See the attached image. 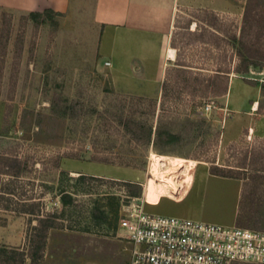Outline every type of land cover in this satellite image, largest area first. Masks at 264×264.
<instances>
[{"label":"rangeland","instance_id":"rangeland-1","mask_svg":"<svg viewBox=\"0 0 264 264\" xmlns=\"http://www.w3.org/2000/svg\"><path fill=\"white\" fill-rule=\"evenodd\" d=\"M245 1L225 0V11H177L175 61L189 69L166 65L163 77L146 86L89 62L92 49L77 18L43 9L36 21L29 11L0 6V264L29 262L20 249L36 220L16 210L22 200L38 214L52 212L57 223L31 264L126 260L129 244L117 220L143 188L147 212L230 225L236 206L235 224L264 229V134L245 129L236 146L222 145L225 76L213 73L220 67L226 80L232 73L257 81L264 94V42L248 51L254 59L240 56L230 39L239 34ZM244 62L247 71H235ZM157 127L176 140L153 143ZM170 164L177 169L168 179L153 173ZM193 175L188 192L171 195ZM226 176L239 179L238 196ZM164 193L171 194L159 198Z\"/></svg>","mask_w":264,"mask_h":264},{"label":"crops","instance_id":"crops-1","mask_svg":"<svg viewBox=\"0 0 264 264\" xmlns=\"http://www.w3.org/2000/svg\"><path fill=\"white\" fill-rule=\"evenodd\" d=\"M224 1L0 0V6L17 12L50 9L66 17L77 18L79 31L87 37L92 49L89 62L98 69L106 68L113 78L132 79L136 85L146 86L163 77L166 65H176L177 48L171 44V36L177 11L188 7L225 11ZM84 12L86 20L82 19ZM83 22L85 27H81ZM260 87L257 81L229 74L225 91L219 96V106L224 111L219 141L225 147L236 143L245 129L249 134H264V107L261 106L264 94ZM226 177L236 182L238 196L239 179ZM193 180L194 175L185 189L175 194L164 193L159 198L166 194L177 196L186 190L188 192ZM144 196L143 188L142 199ZM236 211L234 206L231 224L235 223Z\"/></svg>","mask_w":264,"mask_h":264},{"label":"built area","instance_id":"built-area-1","mask_svg":"<svg viewBox=\"0 0 264 264\" xmlns=\"http://www.w3.org/2000/svg\"><path fill=\"white\" fill-rule=\"evenodd\" d=\"M142 203L133 196L122 206L117 227L128 257L107 264H264V229L147 212Z\"/></svg>","mask_w":264,"mask_h":264},{"label":"trees","instance_id":"trees-1","mask_svg":"<svg viewBox=\"0 0 264 264\" xmlns=\"http://www.w3.org/2000/svg\"><path fill=\"white\" fill-rule=\"evenodd\" d=\"M28 14L36 21H39V18L37 17L40 14L39 11H29ZM196 31L197 30L192 29L189 30L188 32L195 33ZM199 33L201 34L200 31L198 32V35ZM230 36H231L230 39L232 45L235 47L237 53H239L240 56L247 53V55L253 57L254 59L258 58L257 56H255L256 54L255 55L248 54V51L250 49L257 51L258 50L257 44L260 41L264 42V0L245 1L241 14V25H240L239 34L236 35L235 33H233ZM247 37L251 42H247L246 40ZM171 44L176 47L175 43L172 40H171ZM175 63L178 64L177 70L188 71L187 69L189 68H187L186 66H189L190 64L184 62H177V61H175ZM252 64L254 66H260L258 62H252ZM227 71L228 70L222 69L220 67L214 68V72H213L214 76H220V77L223 75L225 76V83L221 93L224 92L226 88ZM235 71H239V72L247 71V64L244 62L242 66L236 68ZM154 135L155 137L153 138L152 142L154 143L157 141V139H159V141L162 143V146L174 142L176 140V135L173 132L167 129H163L161 127L156 128ZM236 145H237L236 143H231L227 145V148L230 149L231 147L233 148V146ZM248 152L249 154H252L254 153V150H249ZM248 162L252 163L249 160ZM5 166L7 165L5 164ZM10 174H15V173L11 172ZM133 194H137V193H133ZM23 202L24 201L22 200L19 207H17L16 210L28 212L29 214L33 215V217L36 220L35 223L31 226V234H29L28 236L27 244L25 248L20 249V256L22 257V262L24 256H28L29 262L27 264H31L37 261V259L41 258L46 240L47 229L49 227L57 226V223L52 218L53 217L52 212H45L44 214H38L39 213L38 208H36L34 204L28 202L23 203ZM21 205H26V206H21ZM8 206L9 205H6L5 208H8Z\"/></svg>","mask_w":264,"mask_h":264},{"label":"bare ground","instance_id":"bare-ground-1","mask_svg":"<svg viewBox=\"0 0 264 264\" xmlns=\"http://www.w3.org/2000/svg\"><path fill=\"white\" fill-rule=\"evenodd\" d=\"M170 55H171V56L173 55L172 51H170ZM176 169H177V167H176L175 165L170 164L169 168H167V170L165 171V173H159V172L155 169V167L153 168V173H154L155 176H157L158 178H167V179H168L169 176H173V174L176 172ZM150 174H151V172H150Z\"/></svg>","mask_w":264,"mask_h":264}]
</instances>
